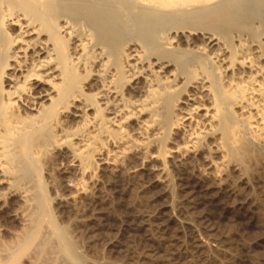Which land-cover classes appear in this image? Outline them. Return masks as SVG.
Listing matches in <instances>:
<instances>
[{
  "label": "bare ground",
  "instance_id": "6f19581e",
  "mask_svg": "<svg viewBox=\"0 0 264 264\" xmlns=\"http://www.w3.org/2000/svg\"><path fill=\"white\" fill-rule=\"evenodd\" d=\"M155 188L198 243L154 264H225L201 196L264 224V0H0V264H121L82 217L111 190L172 239Z\"/></svg>",
  "mask_w": 264,
  "mask_h": 264
},
{
  "label": "rangeland",
  "instance_id": "374dc122",
  "mask_svg": "<svg viewBox=\"0 0 264 264\" xmlns=\"http://www.w3.org/2000/svg\"><path fill=\"white\" fill-rule=\"evenodd\" d=\"M154 190V195H156V197L155 198H157V200L155 201V203L153 204V205H155V206H153V208H152V206H151V208H152V210H156L155 212L156 213H158V214H160V212H161V217L164 219L165 218V220L167 221V224H170L169 225V232L170 231H172V232H170V234L171 235H173V236H170V238H172V239H165V240H162L161 241V243L160 242H158V240H157V242H156V239L155 240H153L151 237H150V235H147V234H149V232H148V230L147 229H149V228H147V227H144V226H142L143 225V223H141V222H137V219H135V217H134V211L132 212V209H131V212H130V207H127V206H123L122 204H120V199L118 198V196H119V194L118 193H116L115 192V190L113 191V190H111L112 192H113V194L109 191V193H111L112 194V196H111V194H108V192H107V195L105 194V198L103 199L104 200V202L102 201V203H101V201H98L95 205H94V207L92 206V207H90V208H88L87 210H85L84 212H83V218L84 217H86L85 215L86 214H88L89 216L88 217H86L87 218V220H89V221H87L86 220V222H88L87 223V225L89 224V222H90V224L88 225V227H90V228H88V227H84V228H87V230H89L90 232H91V234H93L94 235V237L93 236H90L91 237V239H93L92 241H94V243H96V244H98V246H99V248L101 249V250H103V251H105V253L106 254H108L110 257H112V258H115V259H118V262H119V260H120V262H121V260H122V262H121V264L122 263H125V261L127 262L126 264H131L130 262H132V264H140V262L143 260L142 258H143V256H142V258L140 257V258H138V256L137 255H139V254H136V252L137 253H139V251H140V248H142V247H144L145 249H143L142 248V250L141 251H143V252H145L146 250H147V253H149V249L150 250H154V247L155 248H157V247H159V248H157L156 249V252H155V250H154V252L155 253H161V252H163V253H170V251H173V249H175L176 250V252H175V250H174V253H178V252H182V250H181V248H180V251H178L177 252V246L178 245H176L178 242H180L179 244H183L184 242L183 241H185V243H186V240H188V239H190V240H188V241H190V245L189 246H191V247H193L194 248V244H192L191 242H194V243H196L195 242V239H194V237L193 236H187V232H186V230L182 227H180V225L178 224V222L176 221L175 223H174V221L173 220H168V218L169 217H167V216H169V214L168 213H170V215H171V209H170V206L167 204V202H166V198L165 197H163L162 199H161V197H160V195H161V193L155 188V189H153ZM158 191V192H157ZM156 193V194H155ZM118 196H117V195ZM110 195V196H109ZM116 195V197H114ZM106 196H108V197H111V202L113 201L112 199H114V201H113V203L116 205V206H118L117 208H116V206H113V204H111V202H110V204L108 203L110 200H109V198L108 199H106ZM114 197V198H113ZM201 198V199H200ZM206 198V199H205ZM115 199H118L117 201H119V203L115 200ZM199 199H200V203L198 204V206H199V208H198V206L196 207V208H198V210L196 211L197 212V214L195 215V217L198 215V213H199V216L201 217H196V218H200V220L201 221H204V219L202 220V218L203 217H205V216H208V217H206L205 219V221L206 222H208L209 220V218H211L210 219V221L208 222L209 224H207L206 222H203V223H205L204 224V226H209L210 225V227L212 226V225H214L213 227H212V229H214V232L216 231V233H214L215 234V236H213V234H212V237H214V238H216L217 240H215V242L216 243H220V245H222V247H223V244L225 245L224 246V248L226 249V250H228V248L229 247H231V248H229V251L228 252H230V251H234V252H236V253H232V252H230V253H228V254H226V255H228V256H226L224 253H223V255H221L220 253H219V256H221L220 258L224 261V263L225 264H264V224H262V223H259L258 222V220H259V214L261 213V210L259 209V207H256V205H255V203L254 202H252L251 200L249 201L250 203L252 202V204L254 205H252L251 206V204L248 202V206H250V207H248L247 209H244V208H241V207H239V206H237L235 203L233 204V202L232 201H229V200H227V203H226V200H222V199H219V198H215L214 200H213V198L212 199H210V198H208V197H203L202 198V196L201 197H199ZM202 199H203V201H202ZM209 199V200H208ZM106 200V201H105ZM208 200V201H207ZM211 200V201H210ZM116 201V202H115ZM163 201V202H162ZM207 203H206V202ZM214 201H216V202H214ZM222 201H224V202H222ZM101 204H100V203ZM106 202H107V204H106ZM166 202V204H164ZM202 202H203V204L204 203H206V204H202ZM210 202H211V205H210ZM232 203V204H230V203ZM106 204V207H103V205L104 204ZM118 203V204H117ZM160 203V204H159ZM163 203V204H162ZM212 203H214V204H212ZM220 203H221V205H220ZM157 204V205H156ZM224 204H228V205H224ZM250 204V205H249ZM111 205V206H110ZM162 205V206H161ZM201 205V206H200ZM232 205H234L235 207H233ZM105 206V205H104ZM158 206V207H157ZM104 209H103V208ZM109 207V208H108ZM114 207L116 208V209H114ZM126 207V208H125ZM157 207V208H156ZM94 208V209H93ZM106 208V209H105ZM111 208V209H110ZM238 208H240V210L238 209ZM249 208H251V210L249 211ZM255 208H257V209H255ZM109 209V210H108ZM129 211H128V210ZM201 210V214H200V210ZM244 209V210H243ZM89 210V211H88ZM90 210H92V211H90ZM111 210V211H110ZM112 210H115V211H112ZM117 210V211H116ZM124 210H127V211H124ZM194 210V209H193ZM196 210V209H195ZM195 210H194V212H195ZM241 210H243V211H241ZM260 211V213H259V211ZM108 211V212H107ZM159 211V212H158ZM213 211V212H212ZM241 213H240V212ZM105 212V213H104ZM168 212V213H167ZM195 212V213H196ZM207 212H209V213H207ZM243 212V213H242ZM164 213V214H163ZM210 213H212V214H210ZM132 215V217H131V215ZM242 214H243V216H242ZM248 214V215H247ZM96 215V216H95ZM109 215V216H108ZM159 215V216H160ZM162 215H164V216H162ZM167 215V216H166ZM185 216V214H183V213H181V216ZM205 215V216H204ZM210 215H212V216H210ZM95 216V217H94ZM98 216H99V219H98ZM100 216H101V220L103 221H101L100 220ZM210 216V217H209ZM258 216V217H257ZM95 218L97 219V223H96V220H95ZM131 218V219H130ZM237 218V219H236ZM258 218V219H257ZM133 219H134V221H133ZM95 220V221H94ZM100 220V221H99ZM136 220V221H135ZM208 220V221H207ZM231 220V221H230ZM236 220V221H235ZM238 220V221H237ZM106 224H105V223ZM228 222L230 223H235V222H237V223H235V225H238L239 227H237V226H234V224H228ZM100 223V224H99ZM101 223H104L105 225H103V224H101ZM137 223V224H136ZM138 223H139V225H138ZM213 223V224H212ZM259 223V224H258ZM98 224V225H97ZM141 224V225H140ZM178 224V225H177ZM100 225V226H99ZM138 226V228H137V226ZM145 225V224H144ZM229 225H230V229H231V226L233 225L235 228H236V232H235V234L234 235H232L231 233H229V237H228V234H226V233H228V232H226L227 231V228H228V230H229ZM103 226V227H102ZM105 226V227H104ZM134 226H136V227H134ZM146 226V225H145ZM172 226V227H171ZM216 226V227H215ZM228 226V227H227ZM261 226V227H260ZM102 227V228H101ZM178 227V228H177ZM206 227H203V229H204V231L206 230ZM215 227V228H214ZM137 228V229H136ZM171 228V229H170ZM238 228V229H237ZM101 229H103V230H101ZM145 229V231H143ZM208 229V228H207ZM174 231H175V234H172V233H174ZM181 231V232H180ZM241 231V232H240ZM93 232V233H92ZM176 232H177V234H176ZM238 232L240 233L239 235H240V237H239V235H238ZM223 233V234H222ZM243 233V234H242ZM221 234V236H223V237H225L226 235H227V238L225 237V240H226V242H223L224 240V238L223 237H221V236H219V235ZM231 234V235H230ZM241 234H242V236H241ZM147 237H146V236ZM174 235H177V236H174ZM185 235H186V237H185ZM216 235H218V236H216ZM225 235V236H224ZM145 236V237H144ZM235 236H237V240H236V238H235ZM142 237V238H141ZM174 237H175V239H174ZM177 237H179L178 239H180V240H178L177 239ZM185 237V238H184ZM193 237V239H194V241L191 239ZM218 237H221L220 239H222V240H220ZM231 237H233V238H231ZM141 238V239H140ZM186 238H188V239H186ZM235 238V239H234ZM222 242V244H221V242H219V240ZM230 239H232L231 241H230ZM234 239V240H233ZM239 239H240V241H239ZM242 239V240H241ZM246 239V240H245ZM140 240L143 242L144 240V243H142V242H140ZM147 240V241H146ZM168 240V241H167ZM96 241V242H95ZM152 243L151 245H150V243ZM152 241V242H151ZM170 241V242H169ZM172 241V242H171ZM174 241L176 242V243H174ZM155 242V243H154ZM164 242V243H163ZM165 242L166 243H173V245L175 246V248H174V246L171 244H165ZM182 242V243H181ZM118 245H117V244ZM139 243V244H138ZM148 243V244H147ZM159 243V244H158ZM188 244H189V242H187ZM198 243V242H197ZM197 243L195 244V245H197ZM230 243V244H229ZM120 244V245H119ZM143 244V245H142ZM147 245L149 248L148 249H146L147 247L145 246V245ZM158 244V245H157ZM161 244H163V245H161ZM165 244V245H164ZM187 244V245H188ZM192 244V245H191ZM113 247H112V246ZM114 245H115V247H114ZM123 245V246H122ZM137 245V246H136ZM139 245L140 246H142V247H139ZM150 245V246H149ZM154 245H156V246H154ZM161 245V246H160ZM169 245V246H168ZM120 246H121V248H120ZM133 246H134V248H133ZM154 246V247H153ZM163 246V248H161ZM167 246L168 247H170L168 250L167 249H165V248H167ZM124 247V248H123ZM132 247V248H131ZM138 247V248H137ZM180 246H178V248H179ZM121 249V250H119V249ZM114 249V250H113ZM128 249V250H127ZM134 249V250H133ZM135 249H136V251H135ZM137 249H139V251H137ZM166 250L165 252L164 251H161V250ZM195 249V248H194ZM120 252H119V251ZM127 250V251H126ZM129 250H132V251H134V252H132L133 253V255H131L132 253L129 251ZM179 250V249H178ZM237 250H238V252H237ZM140 251V252H141ZM160 251V252H159ZM169 251V252H168ZM258 251V253H256ZM143 252H141V253H143ZM153 252V253H154ZM146 253V252H145ZM150 253H152L151 251H150ZM172 253V252H171ZM255 253L258 255H255ZM135 254V255H134ZM230 254V255H229ZM131 255V256H130ZM225 255V256H224ZM129 256V257H128ZM133 256V257H132ZM137 258L135 261H134V259L133 258H135V257ZM225 257H227V258H230V259H233L234 261H232V260H230L229 259V262L227 261L228 259L226 258L225 259ZM257 257V258H256ZM145 258H147V260H145ZM210 258V257H209ZM126 259V260H125ZM129 261H128V260ZM142 259V260H141ZM225 259V260H224ZM141 260V261H140ZM151 259L150 258H148V257H144V260H143V263L141 262V264H150L151 263V261H150ZM211 260H212V256H211ZM124 261V262H123ZM137 261V262H136ZM148 261V262H147ZM150 261V262H149ZM227 261V262H226ZM136 262V263H135ZM147 262V263H146ZM233 262V263H232ZM155 262H153L152 261V264H154ZM214 264V263H213Z\"/></svg>",
  "mask_w": 264,
  "mask_h": 264
}]
</instances>
